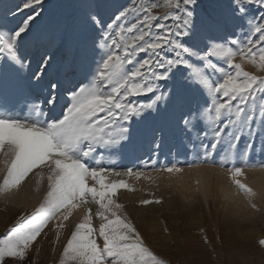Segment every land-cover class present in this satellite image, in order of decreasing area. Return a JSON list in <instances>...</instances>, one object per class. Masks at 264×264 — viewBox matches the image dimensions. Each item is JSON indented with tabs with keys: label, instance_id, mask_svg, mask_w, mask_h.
Masks as SVG:
<instances>
[{
	"label": "rangeland",
	"instance_id": "374dc122",
	"mask_svg": "<svg viewBox=\"0 0 264 264\" xmlns=\"http://www.w3.org/2000/svg\"><path fill=\"white\" fill-rule=\"evenodd\" d=\"M149 2L150 0H41L39 4L25 8V0H0V32L15 30L24 19L34 17L29 22L28 32L22 34V39L18 42V54L24 57V67L20 69L22 87L10 94L6 101L0 100V103H6L21 117L28 115L33 105H39L48 114L49 119L61 118L69 106L70 92L92 81L102 58H106L112 48L110 41H107L108 47L104 46L103 34L105 31L118 32L119 29L114 25L113 29L109 30L107 25L112 23L121 11H125L127 19L116 23L125 26L126 37L133 35L127 33V26L136 23L137 18L143 19L144 15L142 11L133 9H140L141 5L146 7ZM156 2L161 3V7L154 9V13L158 16L168 13L169 18L150 21L153 25V36L163 34L161 29L155 27L157 23L170 28L179 23L172 18L173 11L162 5V0ZM189 7L196 22L203 18L216 17L228 20L226 28L209 32V35L215 37V40H210L209 43L223 44L226 40L239 38L243 43L233 47H252L257 53V61L259 60L260 49L264 45L259 44L256 33L252 32L247 37L245 33L251 31L248 19L252 17H255L252 21L253 27L257 23L264 26V21H260L264 7L256 4L248 6V19H241L233 14L232 0H195ZM145 31L148 29L145 28ZM249 40L253 43L249 44ZM6 55L7 53L0 54ZM146 56L147 53L138 52L132 59L141 60ZM213 63L216 65V72L210 74L209 83L218 80L223 72L233 71L223 60L217 62L214 59ZM234 63H241L245 71L264 77V70L258 69L247 59L242 60L240 55L234 58ZM125 67L131 68L132 65ZM26 81L31 85H27ZM159 83L163 87L165 82ZM167 83L172 88L178 83V79ZM35 85H38L37 89ZM52 85H56L55 89ZM53 92L56 102L49 105L46 101ZM167 93L168 89H165V94ZM254 95L255 105L251 101L247 105H241L254 110V123L250 124V128L245 127L238 133V141H232L228 135L221 136L213 155L211 145L216 142V137L212 129L219 125L213 119L214 113L209 115L205 110L212 107V99L216 94L206 88L202 92L196 89L181 90L178 97H174L172 101H161L158 108L145 110L131 122L130 142H122L125 145L123 148L119 145L110 150L98 148L94 154L95 160H88L91 166L97 168L115 169L120 172H127L131 168L133 172L161 171L167 174L166 184H141L128 179L127 183L134 190L119 189L114 197L124 206L123 213L140 232L146 246L167 264H264V245L260 244V241L264 240V204L258 207L259 211L247 216L242 215L236 212L232 204H227L217 197L215 187L211 196L204 199L200 192L194 191L193 182L188 178V170L194 167L208 168L214 175L219 172L230 175L229 169L233 167H241L249 175H263L264 167L261 165H264V125L261 120L264 117L256 105L264 101L259 99L260 92ZM150 96L151 93L129 99L143 104L148 102ZM217 99L223 101L225 98L220 95ZM232 103V111L235 112L238 101ZM193 113L196 115L195 119L192 117ZM227 116L228 113L225 112L224 117ZM185 120L189 121L187 125ZM229 130L236 131V128ZM205 131L207 136L203 134ZM204 142H207V145ZM175 149L178 150L177 159L173 154ZM171 167L186 170L183 176L189 179V189L180 188L171 173L165 171ZM33 171L48 174L46 167ZM2 180L3 176L0 177V182ZM89 183H92L91 180ZM211 184L216 186L217 182L213 180ZM1 192L0 240H3L8 237L11 229L21 222V218H30L38 207L6 200ZM235 195L237 198L243 196L248 199L243 190H238ZM157 199L161 203H155ZM88 200V203L82 204L84 209L81 212L86 215L89 208L92 210L94 238L102 247L103 238L98 232L102 221L95 215L98 205L92 202L90 197ZM142 200H151L153 203L142 205ZM80 206L77 208L83 207ZM60 221L61 217L58 215L48 222L40 237L29 248L25 259L6 258L5 264H60L63 249L75 226L80 223L69 218L63 221V228L57 229L55 226Z\"/></svg>",
	"mask_w": 264,
	"mask_h": 264
},
{
	"label": "snow or ice",
	"instance_id": "6c2138e0",
	"mask_svg": "<svg viewBox=\"0 0 264 264\" xmlns=\"http://www.w3.org/2000/svg\"><path fill=\"white\" fill-rule=\"evenodd\" d=\"M40 2L25 0L24 7L31 8ZM194 3L195 0H162V5L173 11L172 18L179 23L174 28L157 23L155 27L161 29L163 34L154 36L150 21L169 18L168 13L163 16L154 13V9L161 7L156 0H150L146 7L141 5L140 9H133L144 13L143 19L137 18L136 23L127 26V33L133 35L126 37L125 26L116 23L126 20L127 13L121 11L116 15L107 29L112 30L115 25L119 31H105L103 34L104 46L108 47L107 41H110L112 48L106 58H102L92 81L70 92L69 106L61 118L49 119L39 105H33L29 114L21 117L6 103H0V172L4 173L0 191L18 188L34 169L40 167L48 169L49 189L44 203L35 213L30 218H21L8 237L0 240V264H5L6 258L25 259L29 248L50 220L59 215L61 221L55 227L63 228V221L69 219L71 210L88 203L89 197L98 205L95 215L102 221L98 232L103 238V246L100 247L94 238L92 210L89 208L83 221L71 233L60 264H167L146 246L140 232L123 213L124 206L114 199L119 189H134L124 180L108 179L110 175L135 176L139 179L144 173H134L131 169L126 173H111L103 167L91 166L88 160H95L94 154L98 148L110 150L117 145L123 148L125 145L122 142L131 141L133 118L140 117L145 110L158 108L161 101H172L181 90L196 89L202 92L207 88L216 94L212 107L205 110L209 115L214 113L213 119L219 125L212 129L216 137V142L211 145L213 149L221 136L228 135L232 141H238V133L254 123V110L241 105H247L249 101L255 105L256 92L261 93L259 99L264 101V77L245 71L241 63H234V58L240 55L242 60L247 59L258 69L264 70V47H261L257 61V53L252 47H233L243 43L239 38L226 40L223 44L209 43L215 40L209 32L226 28L228 20L216 17L196 22L189 7ZM253 4L264 7V0H232L233 14L248 19V6ZM32 19L34 17L29 16L15 30L0 32V54L7 53L0 56V100L6 101L10 94L22 87L20 69L24 67V57L18 54V42L22 34L28 32ZM253 20L255 17L248 19L251 31L245 33V37L254 32L258 35L259 44L264 45V26L257 23L253 27ZM260 21H264V14L260 16ZM248 43L253 42L249 40ZM138 52L147 53L146 58L134 61L132 58ZM214 59L217 62L223 60L233 71H225L218 80L209 83L210 74L216 72ZM125 65L132 67L126 68ZM174 79H178V83L170 88L167 82ZM159 82H165L163 87ZM55 87L52 85L53 89ZM165 89H168L167 95ZM149 93L152 96L148 97L147 103L129 99ZM220 95L225 98L223 101L217 99ZM233 101H238L235 112L232 111ZM46 102L55 104L54 92ZM256 106L264 117V103ZM225 112L228 113L227 117H224ZM188 123L185 120V124ZM261 124L264 125V119ZM233 127L236 131L229 130ZM203 134L208 135L206 131ZM165 171L178 173L182 170L171 167ZM229 173L251 203L255 193L237 179L243 175V169L233 167ZM38 175L43 179L41 174ZM89 180L93 183L90 184ZM140 203L148 205L153 201L142 200ZM155 203L161 201L157 199ZM252 207L255 205L252 204ZM205 240L207 242V238ZM260 244L264 245V240Z\"/></svg>",
	"mask_w": 264,
	"mask_h": 264
},
{
	"label": "bare ground",
	"instance_id": "6f19581e",
	"mask_svg": "<svg viewBox=\"0 0 264 264\" xmlns=\"http://www.w3.org/2000/svg\"><path fill=\"white\" fill-rule=\"evenodd\" d=\"M29 69H30V67L28 68V70ZM20 80H22L21 77H20ZM26 82H27V85H29V84L31 85V83H28V81H26ZM38 85H35L36 89L38 88ZM38 92H39V90H38ZM195 113L192 114V117L194 119L196 118ZM206 143L207 142H204L205 145H207ZM215 149H213L211 147L212 155L215 152ZM234 150H235V148H233V155H234ZM177 151L178 150L175 149L173 152V154L175 155V157H174L175 159H177V156H176L178 154ZM0 167H2V166H0ZM95 167H97V166H95ZM129 169H131V168H129ZM181 170L182 171H180L178 173H175V172L171 173V175L174 177V180H176V182L179 184L180 188L189 189L190 186L188 185L187 181L189 179H191L193 182L192 188L194 189V191L197 190L198 192H200L202 194L204 199H208L211 196V194L214 192V187H215V190L217 192L216 193L217 197L220 200L223 199L227 204H232V206H233V208H235L236 212H238L242 215H246V216L251 215L256 211H259L258 207L260 205L264 204V172H263V175L256 174V173L255 174L253 173V175H249L243 171V175L240 177H237V179H239L241 181V183H243L247 187L251 188L253 190V192L255 193V195L251 197V203H249V197H248V199L244 198L243 196L238 197V198L236 197L235 193H237L238 190H241V189L232 181L230 175H226L223 172H219L218 174L214 175V173L212 174V172H210L208 170V168L194 167V168H190L188 170L189 171V176H188L189 179H187L183 176L184 171H186V170H183V169H181ZM109 171L111 173H115V172L126 173V171L120 172V171H116L115 169H112ZM140 172L144 173V176H141L139 179H137L135 176H124V175H121V176L110 175V176H108V179L112 180V181L124 180L126 182H128V179H132V181L134 183H141V184L151 183V182L161 183V184L168 183V176L165 172H161V171L160 172H158V171H155V172L140 171ZM250 173H252V171ZM38 174H41L43 179H40V176ZM3 175H4V173L0 172V177ZM47 177H48V174L46 175L43 171H41V172L40 171H35V172L33 171L32 173L29 174V176L25 179V181L18 188H13L11 190L2 191L1 195L6 200H9V201H12L15 203L16 202H22V203H27L30 205L31 204L37 205V207L39 208L40 205L42 203H44L46 193L49 190ZM213 180H215L217 182L216 186H213L211 184V181H213ZM182 194H184V191H182ZM185 197H188V196H185ZM252 204H254L255 207H252ZM82 206L83 205L81 204L80 207H82ZM83 209H84V206L82 208L72 209L71 210L72 214L69 218L82 222L83 218L85 216L81 212V211H83Z\"/></svg>",
	"mask_w": 264,
	"mask_h": 264
}]
</instances>
